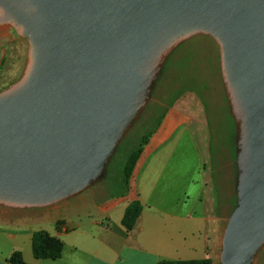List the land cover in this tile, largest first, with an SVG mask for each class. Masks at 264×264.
I'll list each match as a JSON object with an SVG mask.
<instances>
[{"label": "water", "instance_id": "obj_1", "mask_svg": "<svg viewBox=\"0 0 264 264\" xmlns=\"http://www.w3.org/2000/svg\"><path fill=\"white\" fill-rule=\"evenodd\" d=\"M0 23L29 44L17 81L0 88V200L14 206L45 207L103 177L96 166L172 46L195 28L221 33L245 150L220 264H250L264 241V0H0Z\"/></svg>", "mask_w": 264, "mask_h": 264}, {"label": "crops", "instance_id": "obj_2", "mask_svg": "<svg viewBox=\"0 0 264 264\" xmlns=\"http://www.w3.org/2000/svg\"><path fill=\"white\" fill-rule=\"evenodd\" d=\"M3 56L0 49V72ZM178 121L149 139L126 187L108 184L43 210L15 215L1 212L0 264H10L7 258L14 250L29 264H157L159 260L203 258L220 264L224 228L214 212L218 196L209 184L208 173H202L203 160L197 162L201 174L197 185L186 168L171 176L172 134ZM135 199L142 210L133 228L126 230L121 218ZM48 209L58 213L51 221L52 228L45 229L41 222ZM35 230H45L62 240L59 258L33 257L30 239Z\"/></svg>", "mask_w": 264, "mask_h": 264}, {"label": "rangeland", "instance_id": "obj_3", "mask_svg": "<svg viewBox=\"0 0 264 264\" xmlns=\"http://www.w3.org/2000/svg\"><path fill=\"white\" fill-rule=\"evenodd\" d=\"M28 45L26 38L11 26L0 23V49L4 51L0 88L17 81L27 62ZM223 52L221 33L201 27L182 34L164 58L142 112L128 130H123L121 135L117 133L115 137H120L119 142L112 150V146L106 150L96 166L95 171L103 177L86 191L108 184L120 187L124 182L120 170L128 156L139 148L142 153L152 136L164 132L178 119L176 132L172 134L175 140L171 145L173 156L169 164L174 167L171 176L186 168L193 184L197 185L196 180L201 179L197 162L199 158L203 160L202 173H208L209 184L218 196L214 212L220 218V226L225 228L237 200L236 154L241 157L245 149L241 143L239 113L232 115L228 104ZM171 183L173 188L174 182ZM54 204L14 206L0 200V213L24 214ZM57 213L58 210H45L41 225L45 229L52 228L51 221ZM250 264H264V241Z\"/></svg>", "mask_w": 264, "mask_h": 264}, {"label": "trees", "instance_id": "obj_4", "mask_svg": "<svg viewBox=\"0 0 264 264\" xmlns=\"http://www.w3.org/2000/svg\"><path fill=\"white\" fill-rule=\"evenodd\" d=\"M140 154L141 148L131 153L126 159L123 168L120 170V175L124 179V182L122 181L124 185L121 184V186L126 187L128 185V180L132 175V171ZM141 210L142 205L138 199L128 203L121 218V224L126 230L133 228ZM30 244L33 257L36 259H57L61 256L63 248L62 240L49 234L45 230L33 231L31 234ZM7 262L10 264H29L24 261L22 253L18 250H14L10 253L7 258ZM157 264H211V260L209 258L159 260Z\"/></svg>", "mask_w": 264, "mask_h": 264}]
</instances>
